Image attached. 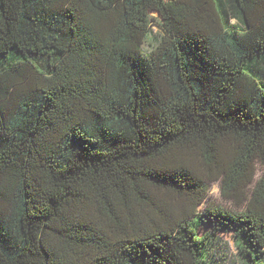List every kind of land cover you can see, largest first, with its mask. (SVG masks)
Returning <instances> with one entry per match:
<instances>
[{
    "label": "trees",
    "instance_id": "16d2710c",
    "mask_svg": "<svg viewBox=\"0 0 264 264\" xmlns=\"http://www.w3.org/2000/svg\"><path fill=\"white\" fill-rule=\"evenodd\" d=\"M207 222L264 264V0H0V264H209Z\"/></svg>",
    "mask_w": 264,
    "mask_h": 264
},
{
    "label": "rangeland",
    "instance_id": "374dc122",
    "mask_svg": "<svg viewBox=\"0 0 264 264\" xmlns=\"http://www.w3.org/2000/svg\"><path fill=\"white\" fill-rule=\"evenodd\" d=\"M151 14L156 19H159L157 13L152 12ZM160 32L161 30L157 26H153V34L155 33L158 35ZM144 49H149L147 44L144 45ZM257 169V176H259L262 165L258 163ZM214 205L230 210H241L244 207V204H240L237 200L227 199L221 195L220 180L209 184L208 194L199 206V210L203 211L205 206ZM213 230L214 226L209 222L204 223L199 230L200 235L205 233L211 234L208 236L205 247L209 264H241V259L234 244L233 233L226 230L217 232Z\"/></svg>",
    "mask_w": 264,
    "mask_h": 264
}]
</instances>
